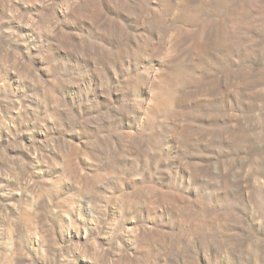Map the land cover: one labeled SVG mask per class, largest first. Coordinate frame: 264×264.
I'll use <instances>...</instances> for the list:
<instances>
[{
    "label": "rangeland",
    "instance_id": "rangeland-1",
    "mask_svg": "<svg viewBox=\"0 0 264 264\" xmlns=\"http://www.w3.org/2000/svg\"><path fill=\"white\" fill-rule=\"evenodd\" d=\"M0 264H264V0H0Z\"/></svg>",
    "mask_w": 264,
    "mask_h": 264
}]
</instances>
